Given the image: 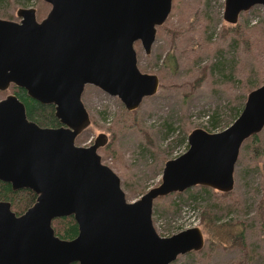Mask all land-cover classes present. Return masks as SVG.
<instances>
[{
    "label": "water",
    "instance_id": "1",
    "mask_svg": "<svg viewBox=\"0 0 264 264\" xmlns=\"http://www.w3.org/2000/svg\"><path fill=\"white\" fill-rule=\"evenodd\" d=\"M43 1L50 9L41 20L34 8H19L17 21L0 18V91L24 89L53 105L60 123L41 127L15 94L0 99V181L36 194L19 215L0 200V264H171L200 250L197 226L157 233L153 202L198 185L233 189L240 147L264 127V83L248 92L241 112L221 131L192 130L185 152L164 163L160 182L128 201L97 152L107 136L75 144L90 123L81 94L93 85L132 111L156 92L158 77L139 70L134 43L150 52L171 0ZM255 5L264 0H225L223 19L235 23ZM65 216L77 224L72 239L52 228L53 219Z\"/></svg>",
    "mask_w": 264,
    "mask_h": 264
},
{
    "label": "rangeland",
    "instance_id": "2",
    "mask_svg": "<svg viewBox=\"0 0 264 264\" xmlns=\"http://www.w3.org/2000/svg\"><path fill=\"white\" fill-rule=\"evenodd\" d=\"M224 1L171 0L166 20L156 27L150 52L146 54L139 41L134 43L137 67L141 72L155 74L158 87L133 114L126 115L128 110L117 97L93 85L83 89L81 101L90 123L75 144L88 146L98 134L107 136L110 146H102L97 152L102 163L118 175L128 201L160 182L164 163L185 152L187 135L192 130L218 132L228 126L234 120V111L241 103L243 108L251 91L246 93L243 88L252 70L261 74L264 71V62L243 43L233 48L231 36L235 32L223 29H234L223 19ZM19 8H34L36 19L41 20L50 5L43 0H0V18L17 21ZM261 21L263 5L241 12L237 19L241 25L249 26ZM251 29L242 37L248 36L255 45V30ZM219 54L223 60L231 61L234 57V76L240 82L226 80V73L211 72ZM12 87L0 91V99L14 94ZM213 115L219 119V126L211 125ZM169 124L173 129L166 132L165 126ZM179 135L185 142L176 141ZM244 169L249 174L242 178L240 173ZM192 191L196 200L185 203L181 200L186 197L185 191L154 200L152 222L157 233L165 237L194 226L201 228V212L208 207L219 215L218 219L244 222L241 226L252 255L248 264H264V159L250 157L235 167L234 187L227 197L200 192L198 186L192 187ZM238 255L236 247L212 244L204 238L203 248L178 255L171 264H229Z\"/></svg>",
    "mask_w": 264,
    "mask_h": 264
},
{
    "label": "trees",
    "instance_id": "3",
    "mask_svg": "<svg viewBox=\"0 0 264 264\" xmlns=\"http://www.w3.org/2000/svg\"><path fill=\"white\" fill-rule=\"evenodd\" d=\"M227 24H228L227 26L234 28V29H225V26L223 27L224 31L228 30L231 32H235V35L231 36L233 48L237 49V46H239L240 43H243V45L247 49H250L249 52L252 51L253 56H256L258 60L260 58L264 62V21H261L259 24L253 26H249L246 23H244V25H241L237 21L235 23L227 22ZM251 28H254L255 30L254 31L255 36L253 38L254 40H252V42H254L255 45L251 44V42L248 40V36L242 37L244 36L243 33H246L247 31H249V29L250 31H252ZM219 55L220 56H217L216 61L213 62L212 63L213 65L210 67L211 72L217 70V72H219L221 75H223V73H226V80L237 83L240 82V80L234 76L235 75L234 73L235 67H234V59H233L234 57L230 61V60H223L221 58V54ZM252 73H253L252 76L247 79V83L243 88L246 91V93L264 83V71L261 74V71L255 72V70H252ZM11 91L24 104L26 115L29 120L34 121L41 127H57L60 125L58 119L54 116L53 105L42 104L30 98L26 94V91L24 89L16 87L14 85ZM239 105L240 107L236 111H234L235 112L234 119L238 116V114L242 109V103ZM125 113L126 115H131L134 113V111L133 110L126 111ZM218 120L219 119H217V116L213 115L210 120L211 125L217 126ZM165 127H166V132L173 129L171 124L166 125ZM79 136H77L75 140H79ZM176 141L185 142V138L182 135H179ZM109 143L110 141L106 142L105 145H103L104 146L103 148L105 149L108 148L110 146ZM187 146L188 145L186 144L185 148H187ZM250 157L255 160L264 159V127L260 132L251 135L250 137H248L243 141L239 150L235 167L237 168L243 159H247ZM242 173H243L242 178H244V176L246 177L249 174V170L244 169L241 171L240 174ZM235 175L238 177V171L237 172L235 171ZM198 188L200 189V192H206V193L212 192L213 194L214 193L219 194L223 198L227 197L232 193V190L229 192H220L212 188L206 186H200V185H198ZM184 191L186 197L185 199L181 198V200L184 201V203L190 200H196L195 198L196 193L192 191V187ZM172 194L180 195L181 192L170 193L162 197L167 198ZM162 197H158V198H162ZM35 199H36V194L33 191L29 189L12 190L10 183L0 181V200L8 201L10 203L11 210H13L15 214L18 215L23 213L29 206H31L35 202ZM218 216L219 215H217L212 210L211 211L208 210V207L202 210L200 230L204 235L203 238L207 240L209 239V241L212 244L230 245L236 247L239 251V255L236 259H234V261H230L229 264H248L252 255L246 243L245 229H243L241 226L244 222L235 221L233 219L231 220L229 219L223 220L222 218L218 219ZM52 227L55 234L62 239H72L77 235L78 232L77 224L72 216H65V217L53 219ZM70 264H77V263L73 262Z\"/></svg>",
    "mask_w": 264,
    "mask_h": 264
},
{
    "label": "flooded vegetation",
    "instance_id": "4",
    "mask_svg": "<svg viewBox=\"0 0 264 264\" xmlns=\"http://www.w3.org/2000/svg\"><path fill=\"white\" fill-rule=\"evenodd\" d=\"M104 145H105V144H104ZM99 148H100V147H99ZM99 148H98V149H99ZM52 228H53V227H52Z\"/></svg>",
    "mask_w": 264,
    "mask_h": 264
}]
</instances>
